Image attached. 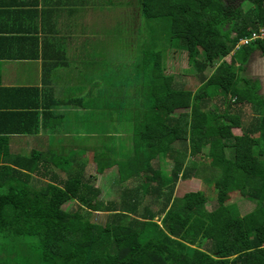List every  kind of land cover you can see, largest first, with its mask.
I'll list each match as a JSON object with an SVG mask.
<instances>
[{
  "label": "trees",
  "instance_id": "16d2710c",
  "mask_svg": "<svg viewBox=\"0 0 264 264\" xmlns=\"http://www.w3.org/2000/svg\"><path fill=\"white\" fill-rule=\"evenodd\" d=\"M91 1H58L41 10H29L26 0L13 1L11 6L1 1L7 16L16 14L17 26H12L13 37L0 38L1 48L8 47L0 59H42L47 101L43 106L47 111L54 106L76 108L77 130L98 135L92 140L79 136L80 154L64 141L62 150H34L30 155H12L6 146L8 136H0V264H12L19 253L27 256L29 264H264V95L258 92L259 81L242 76L252 52L259 49L264 55V41L233 53L241 38L264 26V0H253L245 10H233L223 0H139L146 18L170 19V42L186 49L202 74L196 91L178 86L174 75L166 72L155 36L152 42L146 37L150 48L144 47L140 57L131 61L128 55L123 61L113 42L119 17H111L106 40L83 42L87 57L79 61L73 95L54 98L53 71L70 66L67 49L87 6L92 9ZM107 3L103 0L100 8ZM38 4L34 0L33 6ZM114 4L110 2L112 16ZM40 13L48 21L42 19L37 25ZM29 14L33 23L27 29L29 24L23 21ZM62 16L67 20L59 22ZM207 68L213 69L209 75L203 74ZM0 90H16L15 106L42 107L38 88ZM216 97L222 98L224 109L207 105ZM24 99L29 103L20 104ZM246 110L254 116L245 122ZM31 116L36 118L37 112ZM110 118L114 123L109 128L129 127L134 132L130 140L124 138L123 146L128 150L129 144L131 158L136 154V162L128 161L136 168L130 164L125 169L127 160L119 161L123 148L116 145L111 153L108 145L115 135L108 136L105 130ZM25 131L35 130L29 124ZM89 145L99 174L115 162L122 182L135 175L139 182L124 188L120 181L116 190L113 187L114 192L122 188L120 198L103 199L98 176L88 177L86 162L78 158L90 153ZM111 158L114 162H105ZM154 159L166 161L169 168L172 163L171 171L152 167ZM192 176L216 189L209 213L205 212L209 198L202 190L175 195L180 180ZM234 192L253 203L254 209L245 215L239 209L236 213L235 204L227 203ZM71 200L78 208L65 210ZM83 209L105 213L108 219L93 221Z\"/></svg>",
  "mask_w": 264,
  "mask_h": 264
},
{
  "label": "rangeland",
  "instance_id": "374dc122",
  "mask_svg": "<svg viewBox=\"0 0 264 264\" xmlns=\"http://www.w3.org/2000/svg\"><path fill=\"white\" fill-rule=\"evenodd\" d=\"M91 1V0H90ZM103 0H97L95 3L94 1H91L92 3V9L87 6L86 14L91 13L90 16L84 15L81 17V26L76 28L75 31V40L72 41L70 44V57L74 59L75 61L83 60L87 57V51L86 47L84 46L83 42L86 39H90L92 41L95 40H106L109 35L106 34V32H111L110 27L113 24V19L116 18L119 20L117 22V29L114 30L116 34L114 35V46L118 49V51L121 53L119 54V57L126 61L127 58H131V61L135 57H140L142 54L143 48H150L148 45L149 42L146 41L147 39H150V42H152L153 36L156 38V45L157 50H161L164 54V59L166 62L167 70L166 72L170 75H174L175 79L174 82L178 86H182L191 90L196 91L200 85H201V73L197 70L196 66L193 65V63L190 61L188 52L186 49L181 48V46H176V44H173L170 42L171 38V21L168 17H159V18H152L148 19L144 15H142L140 7L138 5L139 0H106L108 3L106 5H103V7L100 8L101 2ZM105 1V0H104ZM111 3L114 4V13L112 16L111 12ZM94 3V4H93ZM120 4V5H118ZM249 4H247L248 6ZM247 6H244V10L247 8ZM96 7L95 9H93ZM95 12V13H94ZM120 13V14H119ZM116 19V20H117ZM90 25V27H89ZM96 31V32H95ZM111 39V38H110ZM255 44L251 45L254 47ZM120 49V50H119ZM235 49L233 53L236 51ZM117 53V51H115ZM116 55V54H115ZM129 55V57H128ZM130 60V59H129ZM227 60H230V56L227 57ZM117 62V61H116ZM122 63V62H121ZM126 64V63H125ZM213 69L207 68L203 74L209 75ZM242 76H247V78H251L252 81H261L260 82V89L258 90L259 94L263 97L264 95V55L258 50L252 52L250 56V63L249 65L243 70ZM125 83V82H123ZM124 90L127 89L126 85H122ZM137 87H134L136 89ZM93 89V88H92ZM93 90H96L95 88ZM131 90V89H130ZM95 92V91H94ZM207 105L209 107H214L217 105L220 107V109H224L223 100L220 97L209 99L207 102ZM77 111V110H76ZM126 115L128 112H124ZM107 115L113 116V118H117L116 113L107 112ZM254 116L253 112L243 111V120L246 122L249 119H251ZM108 127L105 126V130L107 128V133L111 134L114 133L115 139L113 141H119L116 142L120 149L125 148L123 145L124 138L127 140H130L132 138V135H134V132L131 131V129L128 127L127 130L125 127L128 126V122L124 123L123 126L119 123V126L124 127V130L118 129L114 130V127H110V124L114 123V121L110 118ZM108 120L104 122H108ZM135 121V120H134ZM131 126V124H129ZM78 127V125H77ZM109 128V129H108ZM121 128V127H119ZM104 130V132H106ZM107 133H103L105 136ZM94 134V133H93ZM96 134V133H95ZM96 136V135H93ZM121 141V143H120ZM122 144V145H121ZM127 144V143H126ZM111 147L112 150L116 146L111 143L108 145V147ZM130 146L128 144V151L127 155L132 156L129 150ZM208 148L205 149V153H207ZM89 155H86L85 157L78 156L79 160H86L88 158V161H92L93 158L88 157ZM206 162H209V159H202ZM96 161V157H95ZM125 166V169H130V164L127 162ZM169 164H167L166 161H163L161 163L160 159H154L152 161V167L158 170H163L166 173L171 171L168 167ZM145 172V171H144ZM144 172H140L143 174ZM128 174H131L130 172H127ZM118 175V173H115ZM66 176L65 173H62V176ZM88 177L93 176L91 171H88L87 173ZM101 181L100 184L102 186L103 190V199L110 200V199H119L120 198V192L121 189L114 192L113 187L115 190L118 188L119 183H115V180L118 176H112L109 174L104 175V172L101 173ZM153 174H151L152 176ZM218 175H220V171L218 170ZM99 178V177H98ZM46 179V178H45ZM132 177L125 178V181L122 182V186H127ZM159 180V179H158ZM156 182V180H155ZM202 190L206 193L207 197L209 198V201L207 205L205 206V212L209 213L212 210V205L216 202V189L209 184V182H205L203 179L197 178L195 176L190 177L187 180L179 182V185L176 190V197H182L188 192L192 191H198ZM230 204H235V207L233 210L240 215H245L248 212H251L254 209V204L251 202H248L240 195L239 192H234L230 194V198L227 202ZM251 203V204H250ZM237 204V206H236ZM79 204L76 202V200L68 201L64 205L65 210L72 211L77 209ZM236 208V209H235ZM88 209H83V214L85 216H89L91 220L97 221L99 223H106L108 219V215L105 213H95L89 212ZM26 255L19 253L17 256H15V259H13L12 264H29L26 263Z\"/></svg>",
  "mask_w": 264,
  "mask_h": 264
},
{
  "label": "crops",
  "instance_id": "0c3cea01",
  "mask_svg": "<svg viewBox=\"0 0 264 264\" xmlns=\"http://www.w3.org/2000/svg\"><path fill=\"white\" fill-rule=\"evenodd\" d=\"M2 0H0V38L3 36L7 37H13L11 33L12 26H17L16 18L13 19V17H16V14L12 17L7 16L4 13V9H2L3 5L1 3ZM6 3L4 6H11L13 5V1L18 0H5ZM23 1V0H19ZM27 5L29 6V10L31 8L37 7V8H46V6H54L58 1H64V0H38L39 4L37 6L34 5V0H26ZM51 4V5H50ZM13 12V9H12ZM47 13V12H46ZM48 14V17L55 18L56 15L52 17V14ZM31 17V18H30ZM39 17V16H38ZM48 17L44 14V17L42 13H40V17L36 19V24L42 21V19H45L48 21ZM29 18V19H28ZM59 18V17H58ZM24 20V19H23ZM60 20V21H59ZM59 22L66 21L67 19L65 16H62L61 19H59ZM5 22H8L7 25H11L10 31L8 32L6 27H4ZM23 23L29 24V27L27 29L31 28L32 16L29 14V16L25 15V20ZM8 26V27H9ZM61 29V26L59 27ZM41 32V29H40ZM96 32V31H95ZM63 33L69 34L70 31H65ZM63 33H61L63 35ZM1 40H0V54L1 53H7L8 47L1 48ZM16 45V44H14ZM17 46H20L18 43ZM27 49L29 50V45L27 46ZM67 53L69 54V61L70 66L61 68L59 67L56 71H53L52 79L50 81V85L53 88V96L54 98L63 99L67 98V96H71L73 91L71 88L75 87V81L78 79L80 72V63L79 61H75L70 57V47L67 49ZM43 60L42 59H0V88H38L41 91V100L40 98L38 101L41 103L42 107L40 109H35L32 105H30L29 100H22L20 101V104L29 103V105H20L15 106V102L18 101L19 97L15 94L16 90L8 91V90H0V136H8V142L6 143V146L9 148L12 155L16 154H23V155H30L34 150L36 151H42L47 152V150H62V145H64V141L68 142L69 149H74L78 154L81 153L83 150V147L81 146V139H79V136H84L86 138H90L91 140L93 135H98V133H94L92 131L88 133L79 132L77 130V124H76V118L78 117V113L76 111V108L74 107H62V106H54L51 107L50 111H47L46 106L43 104L47 103V101L44 99V91L43 87L45 85V80L43 78V69L42 65ZM29 95V94H28ZM32 104V101H31ZM10 110H17V111H10ZM37 110V111H36ZM11 112H16V115H12ZM37 112V117L34 118V116H31L33 113ZM50 112L51 114H49ZM63 116V117H60ZM29 124L30 127L35 130L32 134L25 130H29ZM12 132V133H11ZM94 133V134H93ZM108 136L110 134L108 133ZM75 140H77L75 142ZM1 141V140H0ZM119 141H113L112 143L116 146H119L117 143ZM121 143V141H120ZM122 145V144H121ZM90 146V153L87 152V154L82 155V157H85L86 155H89L93 158L92 161H88V158L86 160H83L86 162V169L87 171H91L93 175H97L99 177V181H101V173L99 174L97 171V164L95 161V152L92 150V146ZM123 146V145H122ZM95 149V148H94ZM130 150V148H129ZM98 151V150H97ZM111 153H113L114 149H110ZM118 151H121L120 149ZM128 150L126 148H123L119 161L121 160H127L126 163L129 160H133L136 162L137 157L136 154L131 156L127 155ZM82 160V159H80ZM114 162V159L111 158L108 161H105L106 163H112ZM134 162H128L129 164H132L134 168H136ZM138 164V162H137ZM132 170V167H131ZM130 172V171H129ZM65 173V172H62ZM115 173H118L115 174ZM109 174L112 176H118V180L115 182H122V179H120V173H119V167L118 164L114 162V165L112 167H108L104 171V175ZM135 175V174H134ZM139 182L138 175H135L132 177L130 183L127 186L124 187H133V184H136ZM179 185V184H178ZM122 189V188H120Z\"/></svg>",
  "mask_w": 264,
  "mask_h": 264
},
{
  "label": "built area",
  "instance_id": "2783aa9c",
  "mask_svg": "<svg viewBox=\"0 0 264 264\" xmlns=\"http://www.w3.org/2000/svg\"><path fill=\"white\" fill-rule=\"evenodd\" d=\"M256 41H264V26L260 27L257 31L251 32L248 37L241 39L237 48L251 44Z\"/></svg>",
  "mask_w": 264,
  "mask_h": 264
},
{
  "label": "flooded vegetation",
  "instance_id": "af4514ba",
  "mask_svg": "<svg viewBox=\"0 0 264 264\" xmlns=\"http://www.w3.org/2000/svg\"><path fill=\"white\" fill-rule=\"evenodd\" d=\"M224 3L228 6H231V8L234 9H238V8H244V6L246 7L247 4H249L247 6V8H250L251 5L253 4V0H223ZM246 8V9H247Z\"/></svg>",
  "mask_w": 264,
  "mask_h": 264
},
{
  "label": "clouds",
  "instance_id": "9594fccd",
  "mask_svg": "<svg viewBox=\"0 0 264 264\" xmlns=\"http://www.w3.org/2000/svg\"><path fill=\"white\" fill-rule=\"evenodd\" d=\"M251 34V33H250ZM246 37H248V36H246ZM245 38V37H244ZM241 39H243V38H241ZM240 39V40H241ZM240 42V41H239ZM239 42H238V44H239ZM256 42H259V41H256ZM238 44H237V46H238ZM253 44H255V42H253V43H251V44H248V45H244V46H249V45H253ZM237 46H236V49H240L241 47H243V46H241V47H239V48H237ZM257 50V49H256ZM124 187V186H123ZM124 188H126V187H124Z\"/></svg>",
  "mask_w": 264,
  "mask_h": 264
},
{
  "label": "water",
  "instance_id": "95a60500",
  "mask_svg": "<svg viewBox=\"0 0 264 264\" xmlns=\"http://www.w3.org/2000/svg\"><path fill=\"white\" fill-rule=\"evenodd\" d=\"M258 50V52L260 51L259 49H257ZM256 51V50H255ZM261 52V51H260ZM262 53V52H261ZM249 63H250V57H249V60H248V62L244 65V69L249 65ZM261 82V81H260Z\"/></svg>",
  "mask_w": 264,
  "mask_h": 264
}]
</instances>
